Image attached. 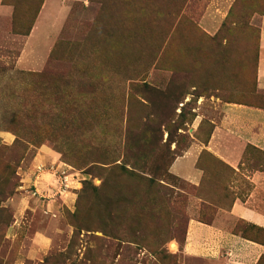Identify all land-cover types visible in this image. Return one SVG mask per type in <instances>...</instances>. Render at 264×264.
<instances>
[{"label": "rangeland", "instance_id": "374dc122", "mask_svg": "<svg viewBox=\"0 0 264 264\" xmlns=\"http://www.w3.org/2000/svg\"><path fill=\"white\" fill-rule=\"evenodd\" d=\"M263 23L264 0H0V264H195L189 218L249 186L172 167L225 104L264 106Z\"/></svg>", "mask_w": 264, "mask_h": 264}, {"label": "crops", "instance_id": "0c3cea01", "mask_svg": "<svg viewBox=\"0 0 264 264\" xmlns=\"http://www.w3.org/2000/svg\"><path fill=\"white\" fill-rule=\"evenodd\" d=\"M255 90L264 94V23L257 44ZM248 149L264 155V106L225 104L205 145L193 144L173 164L181 178L200 185L203 172L197 163L205 152L240 174L249 186L242 198L235 196L227 208H218L209 223L189 218L184 240L175 244L173 253L195 264H264V169H244Z\"/></svg>", "mask_w": 264, "mask_h": 264}, {"label": "bare ground", "instance_id": "6f19581e", "mask_svg": "<svg viewBox=\"0 0 264 264\" xmlns=\"http://www.w3.org/2000/svg\"><path fill=\"white\" fill-rule=\"evenodd\" d=\"M171 249L174 250L175 249V246L174 245H171Z\"/></svg>", "mask_w": 264, "mask_h": 264}, {"label": "trees", "instance_id": "16d2710c", "mask_svg": "<svg viewBox=\"0 0 264 264\" xmlns=\"http://www.w3.org/2000/svg\"><path fill=\"white\" fill-rule=\"evenodd\" d=\"M202 222H204V221H202ZM205 223H207V222H205ZM209 223V222H208ZM183 240H184V237H183ZM183 242V241H182Z\"/></svg>", "mask_w": 264, "mask_h": 264}]
</instances>
